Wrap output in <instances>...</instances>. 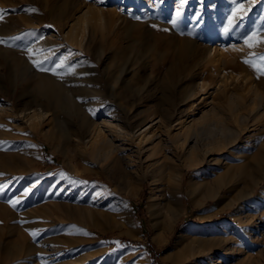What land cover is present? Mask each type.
Listing matches in <instances>:
<instances>
[{"label":"rangeland","instance_id":"rangeland-1","mask_svg":"<svg viewBox=\"0 0 264 264\" xmlns=\"http://www.w3.org/2000/svg\"><path fill=\"white\" fill-rule=\"evenodd\" d=\"M88 7L115 8L140 23L130 36L137 42L130 44L118 30L103 39L94 33L88 53L77 47L67 32ZM0 16V264H264L263 186L228 207L241 190H249L251 181L239 179L230 195L220 194L218 209L215 199L204 201L200 191L190 188L201 184L204 189L227 166L242 164L263 143L262 126H238L234 142L204 159L198 151L185 158L171 141L179 120L199 117L213 103L226 107L227 93L249 99L243 82L264 93V74L258 71L264 56V0H0ZM253 35L249 47L245 41ZM148 47L152 53L144 56ZM209 49L211 55L216 51L214 64L207 58ZM33 60L46 69L62 64L59 75L39 70ZM24 67L34 76L22 74ZM170 72L172 86L162 88ZM35 75L69 92L95 86L100 93H80L76 101L93 126L112 117L121 121L128 138L105 133L124 151L106 161L92 157L86 143L91 128L78 117L71 118L72 125L61 110L47 108L40 125L30 128L34 121L20 112ZM116 75L122 82L109 89ZM223 78L227 92L211 98L212 86H222ZM204 79L210 85L207 93L195 90L188 96L191 82ZM150 114L157 117L152 124L145 119ZM167 117L171 131L158 123ZM225 122L237 127L232 119ZM62 126L75 131L70 144ZM146 128L143 140L152 136L157 143L153 157L148 145L136 151L143 147L139 133ZM77 137L84 146L77 145ZM168 207L178 215L158 245L152 224L162 223ZM127 227L134 235L126 233ZM190 239L197 248L199 243L200 254L185 251ZM25 245L34 250L23 253Z\"/></svg>","mask_w":264,"mask_h":264},{"label":"bare ground","instance_id":"bare-ground-1","mask_svg":"<svg viewBox=\"0 0 264 264\" xmlns=\"http://www.w3.org/2000/svg\"><path fill=\"white\" fill-rule=\"evenodd\" d=\"M114 9L115 8L104 11L101 9L88 7L83 12L82 10H80L79 16H77L73 21V23L71 24L67 32V36L71 39V41H74L77 47L81 48L83 51L87 53L89 51L88 44L92 42V40L94 39L93 37L94 33H98L100 38L103 39L105 37L106 32L114 36V34H116L118 30H122L126 33V35H128V38H130L131 40L130 44H135L137 40L130 36L137 28L141 27L140 23H136L137 21L131 22L130 20L132 19L130 20H128V18L126 19L125 17L119 15L117 11H113ZM42 41L44 42L45 40ZM39 43L42 42L39 41ZM134 49L135 48L132 46V50ZM152 50H153L152 47L146 48L143 51L144 53L143 55L144 56L149 55V53H152ZM98 52L100 55L103 54L102 47H98ZM214 52H216L215 49L211 55L210 49L206 50L207 58L209 62H211L212 64H214V62L216 61ZM226 63L227 60L223 59L222 65H225ZM107 68L110 69V67ZM25 69H26L25 67L22 69V74L25 75L29 74L30 76H34L31 75L30 71ZM171 76H172V72H170L168 76L164 77V81L161 83L162 88H167L170 85L172 86V83L170 82ZM114 78L115 81L113 84L109 85V89H115L118 82L120 80L122 82V79L118 75H116ZM34 80H35L34 87L30 88L32 91V94L30 95V99L28 100L26 99V101L23 103L24 110H22L23 112H20V115L27 118L29 121L31 120L34 121L33 123L31 122L29 123L30 128L32 127L33 129L36 128L38 125H40V123L43 121V118L45 116V112L48 110L47 108H49L53 113L57 110H61L67 114V117L72 122L71 123L72 125H73V121L71 120V118L78 117L81 123H86L87 128H91V130L87 132L88 134L86 137L88 139L86 143L92 157L100 158L103 161H106L110 159L115 152L119 150H123L120 149V147L115 144L113 138H111L105 133L107 131L110 134H114L115 137H117L118 139H124L125 137L129 136L128 131H126L123 126H121V121L119 119L112 117L109 119H105L100 125L94 124L93 126V122L86 121V118L81 110V106L79 105L80 103L78 104V102L76 101L80 93L83 94L100 93L95 86L93 85L91 86V84L88 85L85 84L86 86H84V88L75 87L71 92H69L65 90V88L60 83H57L46 76L35 75ZM191 83H192L190 84L191 86L188 88L189 90L185 89L190 92L189 93L187 91L189 93L188 96L190 97H192V95L195 94L194 92L195 90H197L198 92L205 91V93H207L206 91L210 89L209 88L210 85L207 84L205 79L201 80L200 82L192 81ZM221 83L222 86L217 85V83H214V85L212 86L213 88L209 93L211 98L212 97L216 98L218 95H223L224 93L227 92V87L225 86L226 82L224 81V78L221 79ZM187 86L188 85H186V87L184 88H187ZM241 86L247 87V90L250 91L249 99L244 98L245 96L237 92L227 93L228 94L226 101L227 105L225 104L226 107L221 108L223 107V105L219 107L218 105L213 103L211 105H207V107L208 106L210 107L209 109L206 110L203 108L199 117H196L195 115H191V117L193 118L188 122H186V120L180 121L178 119L179 122L176 123L177 127L175 128V130L177 129V131H175V133L173 134L171 141L174 144L178 143L180 145V147L182 148L183 156L185 158H190L196 151H198L200 152L202 159H204L212 151L218 152L223 150L225 147L229 146L230 143L234 142V140L237 138V136L240 133L239 127L241 125H246L248 123H251V125L254 127L256 125H261L264 132V93L260 92L253 84L247 85L245 82H243ZM139 90L142 91L143 89L140 88ZM183 96H185L184 93ZM188 96H186V98ZM122 107H123L124 116H127L128 115L127 108H125L124 106ZM191 108H192V104H191ZM25 110H29V111L26 112ZM244 110H246V113L241 114L240 112ZM2 112L3 111H0V115ZM154 116L155 115L150 114L145 119L152 124L157 118ZM226 119L234 120V122L237 124V127L235 126L232 127L226 124L225 122ZM170 121L171 120L169 117H167L164 120L159 118L158 123L171 131L172 127H170ZM34 124L37 126H35ZM139 125L140 124H138L137 126ZM150 126L151 125H149V127ZM59 128H60V132L66 139V144H70L71 143L70 138L74 135L75 132L73 130V127L62 126V128L61 127ZM148 128L144 129L143 131H140L139 136L141 137L142 140L146 136ZM76 139H77V145L79 146L85 145L83 141L80 140L81 138L77 137ZM199 141L201 142L203 141L206 143L200 144ZM154 142H155L154 137L151 136L149 138H146L145 140H143L144 143L143 147L137 146L136 151L138 153H141L142 152L141 150H143L144 146L148 145L150 146L148 148L149 157H153L157 152L156 149L157 143ZM190 143L192 144V146L189 148L188 146ZM201 147L203 149H201ZM3 167L4 165L0 162V168ZM13 174H17V172H13ZM242 178H246V180L251 181L249 185V190H247V188L241 190L235 202L229 203L228 207L236 205V203L240 200H247L253 197L256 188L261 186H263L264 188V141L257 149H255V151H253V153H250L249 156H247L246 160L242 164L235 165L232 167L227 166L226 170H224L223 173H221L219 176L214 178L212 182L210 181L204 189H201V184L199 185L197 184L195 188L193 187L194 184H190V188L191 189L193 188L192 191H200L202 193V197L204 201L215 199L214 205L216 207L214 209H218V206L220 204L219 199L221 198L220 194L224 191L225 195L228 194L230 195L231 189L235 187L236 182ZM260 194H259L260 195L259 198L263 199L264 198L263 194L262 193ZM219 196L220 198H218ZM218 211H216V213H218ZM177 215H178L177 209H174L173 207H168L165 218L162 221V223L155 222L152 224L153 229L156 231V235L153 237V240L156 244L161 245L166 241L167 239L166 236L172 230L173 228L172 224H174ZM126 233L128 235H134V231L132 230L131 227H127ZM25 240L26 239H24L22 243H20L22 246H24L23 244H25ZM190 240L191 241L186 245L185 251L190 256L200 254L201 251L199 250V243L197 248L192 243L193 241L196 240L194 239L193 240L190 239ZM26 247L27 250L23 252L25 254H29L32 252V250H34L33 249L34 247L32 246H26ZM20 253H22V250H20ZM20 253L18 251V254ZM27 256L28 258L31 257L29 255ZM161 259L163 261H166V259L164 258ZM179 262H180L179 260H173L171 263L177 264ZM220 263L221 261L218 262V264Z\"/></svg>","mask_w":264,"mask_h":264},{"label":"snow or ice","instance_id":"snow-or-ice-1","mask_svg":"<svg viewBox=\"0 0 264 264\" xmlns=\"http://www.w3.org/2000/svg\"><path fill=\"white\" fill-rule=\"evenodd\" d=\"M179 15V13H177V16ZM3 17L0 16V19H2ZM173 24H175V20L172 21ZM255 39V36L253 35L252 37H249L248 40H246V44H248L249 47L253 46L252 44H249V40H254ZM264 42V41H262ZM260 60L262 61L261 65H260V68L258 69V71H260L262 74H264V56H261L260 57ZM32 63L34 64V66L38 67L39 70L41 71H51L52 74L54 75H59V73L56 71L57 68H60L62 67V64H57L55 68H52V69H46L44 67H42V61H36V60H33ZM245 63H249V61H245ZM13 207H15V203H13L12 205ZM33 235H35L33 233Z\"/></svg>","mask_w":264,"mask_h":264}]
</instances>
